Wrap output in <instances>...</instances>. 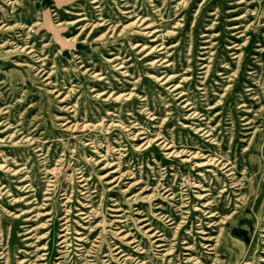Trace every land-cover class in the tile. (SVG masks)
Wrapping results in <instances>:
<instances>
[{"label":"rangeland","instance_id":"rangeland-1","mask_svg":"<svg viewBox=\"0 0 264 264\" xmlns=\"http://www.w3.org/2000/svg\"><path fill=\"white\" fill-rule=\"evenodd\" d=\"M0 264H264V0H0Z\"/></svg>","mask_w":264,"mask_h":264},{"label":"bare ground","instance_id":"bare-ground-1","mask_svg":"<svg viewBox=\"0 0 264 264\" xmlns=\"http://www.w3.org/2000/svg\"><path fill=\"white\" fill-rule=\"evenodd\" d=\"M169 60V59H168ZM167 71V70H166ZM255 95V94H254ZM255 97V96H254ZM257 101V100H256ZM248 119H249V117H248ZM76 126V125H75ZM203 149V148H202ZM204 154V153H203ZM218 158V157H217ZM228 162V161H227ZM226 164V163H225ZM231 171H232V169H231ZM225 173V172H224Z\"/></svg>","mask_w":264,"mask_h":264}]
</instances>
